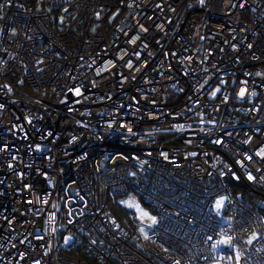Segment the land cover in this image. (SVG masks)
<instances>
[{"label": "built area", "instance_id": "1", "mask_svg": "<svg viewBox=\"0 0 264 264\" xmlns=\"http://www.w3.org/2000/svg\"><path fill=\"white\" fill-rule=\"evenodd\" d=\"M263 217L264 0H0V264H264Z\"/></svg>", "mask_w": 264, "mask_h": 264}, {"label": "rangeland", "instance_id": "2", "mask_svg": "<svg viewBox=\"0 0 264 264\" xmlns=\"http://www.w3.org/2000/svg\"><path fill=\"white\" fill-rule=\"evenodd\" d=\"M113 15V14H112ZM111 15V16H112ZM218 90V91H217ZM221 90V83H218L214 86L212 91L210 92V95L212 97H215L219 91ZM244 90L241 88L238 92V98L242 99L245 96H241V91ZM108 208L118 216L120 223L125 226L127 229H131L132 227L136 226V224L143 227L142 231L146 235L148 231L155 226L156 223V215L153 211V209L146 204H144L137 195L129 193L126 196L123 197H117L114 200H111L108 204ZM123 214H125V217H127L128 222H130V225H127V221H124L126 223L122 222ZM264 221V217H263Z\"/></svg>", "mask_w": 264, "mask_h": 264}, {"label": "snow or ice", "instance_id": "3", "mask_svg": "<svg viewBox=\"0 0 264 264\" xmlns=\"http://www.w3.org/2000/svg\"><path fill=\"white\" fill-rule=\"evenodd\" d=\"M201 3H203V0H201ZM218 91V90H217ZM241 96L244 95V90L241 91ZM76 95H80V91L79 89H76ZM249 179H253V177L249 176ZM222 204V201L221 202H217V207L219 208ZM229 241H222V243H228ZM249 243H251V241H249Z\"/></svg>", "mask_w": 264, "mask_h": 264}, {"label": "trees", "instance_id": "4", "mask_svg": "<svg viewBox=\"0 0 264 264\" xmlns=\"http://www.w3.org/2000/svg\"><path fill=\"white\" fill-rule=\"evenodd\" d=\"M115 214H116V212H114ZM117 215V214H116ZM118 216V215H117ZM119 218H120V216H118ZM121 217H123V219H122V222L123 223H126V222H124V221H127V225H130V222H128V219H127V217L126 218H124L125 217V214H123V216H121ZM121 219V218H120ZM125 219V220H124ZM124 220V221H123Z\"/></svg>", "mask_w": 264, "mask_h": 264}]
</instances>
